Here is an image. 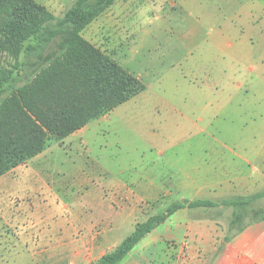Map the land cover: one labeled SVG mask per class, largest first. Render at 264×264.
<instances>
[{
	"label": "crops",
	"instance_id": "0c3cea01",
	"mask_svg": "<svg viewBox=\"0 0 264 264\" xmlns=\"http://www.w3.org/2000/svg\"><path fill=\"white\" fill-rule=\"evenodd\" d=\"M157 3L158 13L148 16L142 10L134 24L130 22L135 12L123 16L129 23V33L123 47L116 48L111 56L144 85L143 91L124 104L141 97V104L152 108L153 115L176 113L182 118L185 109H191L197 114L196 121L184 116L185 121L176 119L174 123V116L170 117L174 130L182 132L187 127L185 122H190L188 128L204 136L206 128L198 124L204 122L207 113L213 110L225 113L230 109L242 112L252 97L261 102L262 93L252 90L255 83L264 82L255 69L264 63L255 57L259 49L257 40L264 35V28L259 29L264 25V0H157ZM104 14L106 11L92 23H102ZM112 42L109 46L114 45ZM98 49L106 52L100 46ZM260 106L256 107L251 128L238 127L243 131L250 129L247 138L238 133L237 140L227 143L204 137L194 141V134L190 133L189 138L177 133L169 137L168 147H189L190 154L192 148L199 147L208 159L191 161V156L180 159L179 163L184 164L173 165V169L178 168L171 187L162 184L159 188L153 177L146 181L147 175L141 176L140 182L132 180V184H118L109 178L94 186L87 182L79 184L72 175L70 187L68 175L51 167L49 160L54 146L48 147L27 164L0 177V237L4 244H13L10 249L15 252V244L29 237L47 236L49 259L57 253H70L95 260L96 264L126 238L123 231L130 226L129 232H133L140 223L142 209L147 210L148 204L156 202L163 193L174 197V202L196 201L203 194L205 199L210 197L207 201L220 203L234 200L235 196L264 192V109ZM116 109L55 146H61L65 155L74 140L79 139L85 146L84 134L91 125L99 128L101 123H110ZM148 151L153 154L156 149L148 144ZM155 153L161 156L165 151ZM149 158L148 155L141 160L149 164ZM38 163L44 168L32 169ZM21 166L25 169L19 170ZM226 208L176 211L119 264H197L198 255L190 250L199 244L217 242L221 237L218 228L228 226L209 211L221 213ZM243 224L240 232L224 241L210 264H264V218Z\"/></svg>",
	"mask_w": 264,
	"mask_h": 264
},
{
	"label": "trees",
	"instance_id": "16d2710c",
	"mask_svg": "<svg viewBox=\"0 0 264 264\" xmlns=\"http://www.w3.org/2000/svg\"><path fill=\"white\" fill-rule=\"evenodd\" d=\"M115 1L75 0L56 17L33 0H0V51L18 60L23 45L35 41L25 48L21 63L0 68V177L43 152L48 141L68 137L143 91L138 79L81 35ZM262 198L264 192L220 203L173 202L162 214L137 223L96 264H119L146 235L184 208L231 207L229 229L236 234L244 228L248 207ZM261 214L253 211L250 222L263 219Z\"/></svg>",
	"mask_w": 264,
	"mask_h": 264
},
{
	"label": "rangeland",
	"instance_id": "374dc122",
	"mask_svg": "<svg viewBox=\"0 0 264 264\" xmlns=\"http://www.w3.org/2000/svg\"><path fill=\"white\" fill-rule=\"evenodd\" d=\"M33 1L47 8L56 17H61L75 0ZM214 5H216L215 2ZM159 8L157 0H117L115 7L106 10V14L102 17V23L90 24L81 35L98 48L99 46L105 48L106 55L113 59L111 56L112 52L118 50L116 48L123 47L125 44L124 38L126 33H129L130 29L129 23H126L128 21L123 19L124 14L129 13L132 16V12H135L130 22L134 24L136 21H139L138 16L142 10L148 12L149 16L158 13L160 11ZM127 26L129 29H127ZM260 28H264V25L262 24L259 29ZM132 36L134 37L135 34ZM111 40L114 45L109 46ZM34 43L35 41L31 39L23 45L24 50L18 60L0 51V68L9 70L12 69L16 63H21L24 60L25 48L27 45ZM257 43L259 49L255 52V57H260L261 60L264 61V35L260 36ZM255 69L256 74L257 71H259L261 79L264 78V63L258 66L256 65ZM19 74L20 71H15L14 76L17 77ZM21 84H23V82H20V85ZM254 86L255 88L252 91L255 90V92L262 93L261 102L258 103L257 98L252 97L249 98V102H247V106L244 107V111L242 112L239 110L238 113L230 109L225 113L217 112L216 110L207 113L204 122L198 124L206 128L204 136L197 131L190 130L188 128L190 122H185L187 126L186 130L182 132L174 130L175 124L173 125L170 117L174 116V123L176 119L183 121L184 116L196 121L194 118L197 117V114L192 112L191 109H185L187 111L184 112L183 118L176 113H173V116H166L163 112L158 115H153V109L142 105L143 99L140 97L130 103L118 106L111 116L110 123H101L99 128L95 125H91L90 130L84 134L83 140L86 142L85 146L81 144L78 139L74 140L73 147L69 146L66 148V155H69V157L64 154L61 146H55L56 144H61V140L55 141L52 139L48 141V147L54 146L52 149V157L49 160L51 162V167L53 169L57 168L63 170L66 175H68L70 187H72L71 177L73 176L79 181V184L87 182V184L89 183L88 185L94 186V184L98 185V182L100 183L102 180L109 178H114L118 184H124L126 182L132 184V180L135 183L137 181L140 182L141 176L146 177L144 175L148 176L147 182L153 177V182L159 188H161L162 184L165 187H171V181L177 177L178 168L173 169V165L180 164V159L191 156V161H204L207 157L205 158L204 152L199 147L192 148L191 154L188 152L191 150L189 147H182L181 145L172 148L168 147L170 143L169 137H174L173 135L177 133L179 135L185 134L186 138H189L188 136L190 133L194 134L192 137L194 141L203 139L204 137L210 140L222 139L227 143L237 140L238 133L244 134L246 138L249 137V133H251L250 129L248 131H243L238 130V127L249 125V128H251V124L254 121L253 118L256 116V107L261 104L260 107L264 109V82L259 81L255 83ZM246 90L247 86H244V92ZM246 95H248V92H246ZM114 109L109 110L100 117L110 114ZM100 117L97 119L100 120ZM223 127L227 129L223 130ZM148 144L151 149L154 148L156 151L164 150L165 154L159 156L155 153L156 151L152 154L148 151ZM68 150L69 152H67ZM143 153L145 155H142ZM148 155L151 161L149 164H146V161L143 162L144 160L142 161L141 158L145 159ZM27 163L28 161L25 164ZM38 164H33L32 169L40 170L44 168L43 164ZM24 169V166H21L19 170ZM92 181L93 184L90 183ZM38 196H42L41 198L45 199L43 195ZM245 197L249 196H235L233 198L236 200ZM125 198L124 196V200ZM174 199L175 198L171 195L166 196L163 193L156 202L148 204L147 210L142 209V215L138 218L139 221H144V218L147 216L162 214L165 209L175 201ZM206 199H210V197H206ZM206 199L205 195L202 194L199 196L198 200ZM251 209L253 211L261 210V215H263L264 198L251 203L248 207V212L244 214L242 223L251 221L253 212ZM209 212L213 214L214 218L219 216L222 223L228 224V226H221L218 228V233L221 234V237H219L217 242L199 244L196 249L190 250L198 255L197 264H210V261L214 259L226 238H230L235 233L229 229L231 212H233L231 207L223 209L221 213H217L220 212L218 210ZM210 213L208 215H210ZM129 229L130 226L127 230L122 232L124 237L131 234ZM36 236L34 237L33 235V237H29L28 240L15 244L17 246V251L15 252H12L10 249L13 244H4L3 238L0 237V264H93L95 262V260L82 259L70 253H57L54 257L49 259L47 257L48 252L46 251L50 246L46 240L47 236ZM3 248L9 251L5 252Z\"/></svg>",
	"mask_w": 264,
	"mask_h": 264
},
{
	"label": "water",
	"instance_id": "95a60500",
	"mask_svg": "<svg viewBox=\"0 0 264 264\" xmlns=\"http://www.w3.org/2000/svg\"><path fill=\"white\" fill-rule=\"evenodd\" d=\"M93 264H95V263H93Z\"/></svg>",
	"mask_w": 264,
	"mask_h": 264
}]
</instances>
